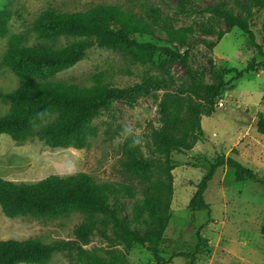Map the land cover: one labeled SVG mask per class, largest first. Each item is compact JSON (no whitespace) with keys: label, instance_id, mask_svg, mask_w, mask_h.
<instances>
[{"label":"rangeland","instance_id":"1","mask_svg":"<svg viewBox=\"0 0 264 264\" xmlns=\"http://www.w3.org/2000/svg\"><path fill=\"white\" fill-rule=\"evenodd\" d=\"M190 1L197 8L221 6L243 15L262 41L264 7H256L250 0ZM101 3L115 4L139 15L146 29L134 34L137 40L180 50L188 57L190 67L159 52L141 61L130 50L91 45L81 60L48 71L44 80L82 86H91L99 80L127 87L160 77L178 85L193 83L203 93L222 81L227 82L228 90L215 104V111L202 116V139L191 150L172 151L169 155L174 194L160 250L167 260L180 251L192 252L201 232L207 241L201 245L195 264H264V184L239 182L233 168L222 166L205 192L211 215L207 210L188 208L198 182L207 172L208 163L202 157L210 161L219 155L233 157L264 179V134L257 130L258 115L264 113V69L234 79L233 69L244 70L261 59L248 36L238 27L230 26L224 15L187 12L181 0H0V12L6 15L7 27V32L0 35V92L12 93L22 82L19 74L3 63L14 36H21L26 46H66L82 38L61 35L53 42L40 38L34 26L39 16L47 9L74 13ZM171 27H192L193 36L200 42L191 48L172 38ZM209 58H213V64ZM164 93L161 90L155 96H141L134 104L114 100L100 108L88 122L96 133L81 148L51 146L38 136L19 140L0 133V177L35 183L50 175L87 173L97 183L112 186L106 194L110 209L144 238L153 227L148 211L142 208L147 184L127 161L129 151L133 150L139 158L153 162V178L159 177L157 170L165 163V157L157 151L153 139L154 132L162 127L158 103ZM11 109V103L0 96V116ZM89 219V215L74 209L55 215L10 216L0 204V240H36L41 245L70 242L115 264H159L145 246L120 236V229L107 211L96 213L97 227L86 241L81 240L76 229ZM190 261L188 257L175 256L167 264H190ZM44 264L90 262L77 249H63L54 252Z\"/></svg>","mask_w":264,"mask_h":264},{"label":"trees","instance_id":"2","mask_svg":"<svg viewBox=\"0 0 264 264\" xmlns=\"http://www.w3.org/2000/svg\"><path fill=\"white\" fill-rule=\"evenodd\" d=\"M250 1L256 7H264V0ZM181 3L190 13L224 15L230 26L238 27L248 36L261 60L244 70L233 69L236 71L234 79L243 77L249 71L264 69V21L260 41L250 22L231 9L221 6L197 8L190 0H181ZM34 26L39 37L49 42L55 41L61 35L82 39L55 48L44 44L26 46L23 45L21 36L12 38L3 63L18 73L22 82L12 93L0 92V96L12 105L10 113L0 116V133H8L19 140L38 136L51 146L81 148L85 146L88 137L96 133V128H91L88 122L100 108L108 106L114 100L134 104L141 96H155L157 92L164 90L165 93L158 103L162 127L154 132L153 142L157 151L164 155L165 163L157 170L159 177L154 179L153 162L139 158L133 150L129 151L128 166L147 184L142 208L148 211L153 227L144 238L121 220L115 210L110 209L106 194L112 186L97 183L89 174L83 172L50 175L35 183H18L0 177V204L4 211L10 216H16L55 215L69 209L78 210L90 216L87 222L76 229L77 236L83 241L97 227L96 213L107 211L120 229V236L133 244L145 246L159 264H167L175 256L188 257L191 259L190 264H195L201 245L207 241L201 232L200 241L192 252L180 251L167 260L160 250L163 233L171 218L174 194L173 166L170 164L169 155L172 151L191 150L202 139V116L211 115L215 111V104L224 97L228 83L222 81L210 92L203 93L193 83L178 85L175 81L160 77L145 79L127 87L111 86L99 80L91 86L44 80L48 71L66 68L81 60L86 48L91 45L113 50H130L135 59L141 61H146L159 52L184 67H190V62L176 48L138 41L134 34L145 31L144 21L139 15L115 4L101 3L74 13L47 9ZM6 32V15L0 12V35ZM169 34L191 48L200 42L193 36L192 27H171ZM209 62L213 64V58H209ZM257 130L264 134V113L258 115ZM202 159L208 163L207 172L198 182L190 199L188 208L191 211L207 210L211 215V205L205 199V192L222 166L233 168L235 179L239 182L250 180L264 184V179L254 170L233 157L219 155L215 161H210L206 156ZM193 166L199 167L196 164ZM262 232L264 234V227ZM63 249H77L87 257L90 264H115L70 242L41 245L36 240L15 238L0 240V264H44L54 252Z\"/></svg>","mask_w":264,"mask_h":264},{"label":"built area","instance_id":"3","mask_svg":"<svg viewBox=\"0 0 264 264\" xmlns=\"http://www.w3.org/2000/svg\"><path fill=\"white\" fill-rule=\"evenodd\" d=\"M223 102H221L220 104L222 105Z\"/></svg>","mask_w":264,"mask_h":264}]
</instances>
